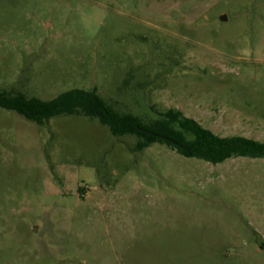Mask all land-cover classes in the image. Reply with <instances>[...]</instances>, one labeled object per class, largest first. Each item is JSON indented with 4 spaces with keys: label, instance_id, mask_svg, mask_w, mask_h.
<instances>
[{
    "label": "rangeland",
    "instance_id": "1",
    "mask_svg": "<svg viewBox=\"0 0 264 264\" xmlns=\"http://www.w3.org/2000/svg\"><path fill=\"white\" fill-rule=\"evenodd\" d=\"M96 88L264 141V0H0V89ZM96 118L0 107V264H264V158L133 151Z\"/></svg>",
    "mask_w": 264,
    "mask_h": 264
},
{
    "label": "trees",
    "instance_id": "2",
    "mask_svg": "<svg viewBox=\"0 0 264 264\" xmlns=\"http://www.w3.org/2000/svg\"><path fill=\"white\" fill-rule=\"evenodd\" d=\"M0 107L37 124L61 115L96 118L115 137L135 136L137 141L133 151L158 143L184 157L212 164L233 157L264 158V141L242 135L220 136L174 108L158 112L153 119L143 120L134 113L118 110L96 88H71L51 99L29 96L14 87L3 88L0 89Z\"/></svg>",
    "mask_w": 264,
    "mask_h": 264
}]
</instances>
